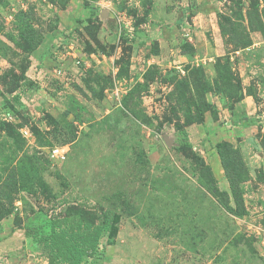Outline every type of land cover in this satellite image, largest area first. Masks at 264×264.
Wrapping results in <instances>:
<instances>
[{
  "label": "rangeland",
  "instance_id": "obj_1",
  "mask_svg": "<svg viewBox=\"0 0 264 264\" xmlns=\"http://www.w3.org/2000/svg\"><path fill=\"white\" fill-rule=\"evenodd\" d=\"M99 227L82 264H264V0H0V264Z\"/></svg>",
  "mask_w": 264,
  "mask_h": 264
},
{
  "label": "trees",
  "instance_id": "obj_2",
  "mask_svg": "<svg viewBox=\"0 0 264 264\" xmlns=\"http://www.w3.org/2000/svg\"><path fill=\"white\" fill-rule=\"evenodd\" d=\"M191 121V117H188L186 123ZM201 165H204L202 161ZM204 171L209 173L207 166H204ZM233 199L235 208L229 207V210L235 212L237 215L244 214L245 210L242 198L238 191L234 192ZM118 220V215H115L112 219L113 225L110 228V235L112 236H115L117 233L116 224L118 223ZM100 231L101 228H97L93 237L87 235L78 237L77 234L74 235L62 231H52L50 235L40 237L39 241L55 254L58 264H82L87 251H94L96 248Z\"/></svg>",
  "mask_w": 264,
  "mask_h": 264
},
{
  "label": "built area",
  "instance_id": "obj_3",
  "mask_svg": "<svg viewBox=\"0 0 264 264\" xmlns=\"http://www.w3.org/2000/svg\"><path fill=\"white\" fill-rule=\"evenodd\" d=\"M52 152H53V153H52L53 156H57V155H59L58 150H56V149L52 150Z\"/></svg>",
  "mask_w": 264,
  "mask_h": 264
}]
</instances>
